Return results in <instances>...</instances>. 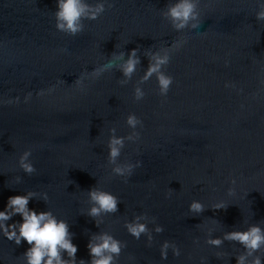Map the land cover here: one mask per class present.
<instances>
[{"label":"water","instance_id":"95a60500","mask_svg":"<svg viewBox=\"0 0 264 264\" xmlns=\"http://www.w3.org/2000/svg\"><path fill=\"white\" fill-rule=\"evenodd\" d=\"M110 2L112 8L71 37L55 28L56 0H0V99H20L0 105V210L10 196L47 192V205L34 199L29 208L50 209L68 221L78 259H89L91 234L108 231L127 244L119 264H200L201 258L236 264L233 256L242 250L237 244L215 249L204 240L209 227L221 236L244 221L264 224V22L255 19L257 0H201V26L182 33L160 15L171 0ZM180 39L187 43L165 69L173 77L167 97L157 94L153 77L142 85L145 98L135 102L133 88L148 66L144 52ZM136 47L141 65L126 86L113 70L85 81L83 91L76 88L82 72L106 63L114 51ZM52 87L50 94L37 95ZM29 92L32 98L24 103ZM129 113L144 127L137 129L139 141L126 142L120 161L140 160L142 167L125 183L107 164V141L112 127L118 136L131 132L125 124ZM29 148L37 169L31 176L17 163ZM95 185L121 201L100 228L82 215L89 207L86 191ZM229 187L234 196L227 195ZM194 199L206 207L198 216L188 212ZM219 200L228 206L210 208ZM142 213L164 227L153 233L151 247L146 237L136 240L123 227ZM165 240L181 248L179 258L169 250L168 259H160ZM26 247L0 237V264H20L17 257ZM217 251L224 256L217 259Z\"/></svg>","mask_w":264,"mask_h":264},{"label":"clouds","instance_id":"9594fccd","mask_svg":"<svg viewBox=\"0 0 264 264\" xmlns=\"http://www.w3.org/2000/svg\"><path fill=\"white\" fill-rule=\"evenodd\" d=\"M201 0H171L160 15L171 25L177 33L184 30H197L201 26ZM113 7L110 0H56V11L54 12L55 28L58 32L67 36L75 37L85 29V21H95L99 19L106 11ZM258 11L255 13L257 22H264V0H257ZM187 41L184 39L176 40L171 46L162 47L153 50L148 48L144 52V57L148 60V66L143 75L136 81L133 88L132 99L135 102L142 101L146 93L142 85L155 77L157 94L160 97H167L170 87L173 84V77L166 73L165 69L171 61L172 53L178 51ZM61 52H67L66 48L60 49ZM141 65L140 48L136 47L127 52L114 51L103 63L94 68L93 71H84L75 81L78 90L83 91L86 88L85 81H95L100 79L105 73L113 70L121 73V79L118 80L120 86H126L136 74L138 66ZM228 66V62H225ZM58 83H65L59 81ZM225 88H235L234 84L225 83ZM54 87L47 90H40L37 95L43 96L54 91ZM242 91V90H240ZM32 98L29 92L24 97V103H28ZM19 97L14 100L0 99V105L19 103ZM243 107V105L241 106ZM125 124L131 132L126 136H118L115 127L109 129L107 141V164L111 166V173L115 177L122 178L127 183L135 169L142 167V161L135 163L120 161L122 150L126 142L136 143L140 140V131L144 127L143 121L135 114L129 113L125 118ZM32 149L24 150L18 157V167L24 174L31 176L37 171L32 160ZM22 178L15 177V183L20 184ZM235 185V179L230 181ZM87 192V203L89 207L82 215L90 217L97 228L104 223V217L116 214L121 203L120 199L113 193L104 190L102 187L93 186ZM171 191L166 194V198L171 197ZM229 197L235 195V188L229 187L227 190ZM39 197V199H37ZM43 201L45 205L49 202L47 192L38 193L36 191H27L24 194L8 197L5 207L0 210V237L12 242L20 247L26 243L25 251L17 257L20 264H119V257L127 244L115 238L108 231H99L91 234L88 244V260L78 259V246L73 243L74 233L70 231L68 221L58 217L50 209L37 211L29 208L32 200ZM228 206L225 200H219L212 204L213 210L224 209ZM206 209L205 205L199 200H192L188 205V212L193 216H198ZM19 216L20 220H13ZM214 224L219 223L210 219ZM9 221H13L9 223ZM149 224L153 225L149 228ZM244 226L233 228L231 231H225L221 236H214V227L207 229L204 243L212 248L221 249L225 242L237 244L241 251L234 257L236 264H264V224L261 222L248 223L243 222ZM123 227L127 233L136 240L142 236L146 237V246L151 247L154 241L153 233L161 234L164 227L157 223L155 217H150L147 213L135 215L131 220H125ZM199 239L193 240L198 245ZM169 250L173 257L181 256V248L174 242L165 240L159 246L160 259H168ZM224 256L223 252L217 251L216 258ZM229 258L230 259L233 258ZM134 261L133 257H129ZM200 264H208L205 258H201Z\"/></svg>","mask_w":264,"mask_h":264}]
</instances>
